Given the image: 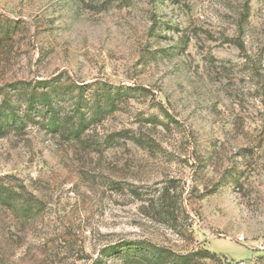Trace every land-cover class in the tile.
Listing matches in <instances>:
<instances>
[{
    "label": "rangeland",
    "instance_id": "rangeland-1",
    "mask_svg": "<svg viewBox=\"0 0 264 264\" xmlns=\"http://www.w3.org/2000/svg\"><path fill=\"white\" fill-rule=\"evenodd\" d=\"M40 80L59 120L0 137V264H264V0H0V100Z\"/></svg>",
    "mask_w": 264,
    "mask_h": 264
},
{
    "label": "trees",
    "instance_id": "trees-1",
    "mask_svg": "<svg viewBox=\"0 0 264 264\" xmlns=\"http://www.w3.org/2000/svg\"><path fill=\"white\" fill-rule=\"evenodd\" d=\"M7 32V31H6ZM47 80H40L36 86L47 87ZM11 92L23 90V83L17 82L9 85ZM56 86L51 85L45 91L37 93L34 89L26 95L24 112H19V108L12 102L8 93L0 100V137L8 130L18 128L28 121H33L34 110L39 109L38 104L44 105L43 117L46 121V128L54 130L58 124V115L53 106L51 92H54ZM38 112V111H37ZM88 119L79 121V129H76L72 136L80 139L81 133L87 128ZM1 192V191H0ZM160 213L166 217L169 215L167 207L161 205ZM114 255L119 258L123 264H227V261L221 260L213 252L204 248H189L182 251H175L163 245H156L143 240L131 243H123L118 246L109 247L105 250L104 256Z\"/></svg>",
    "mask_w": 264,
    "mask_h": 264
}]
</instances>
